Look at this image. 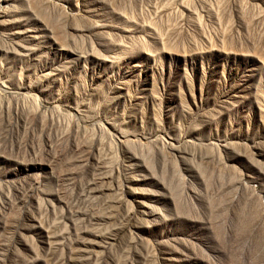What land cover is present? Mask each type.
<instances>
[{
	"label": "rangeland",
	"instance_id": "1",
	"mask_svg": "<svg viewBox=\"0 0 264 264\" xmlns=\"http://www.w3.org/2000/svg\"><path fill=\"white\" fill-rule=\"evenodd\" d=\"M0 264H264V0H0Z\"/></svg>",
	"mask_w": 264,
	"mask_h": 264
}]
</instances>
